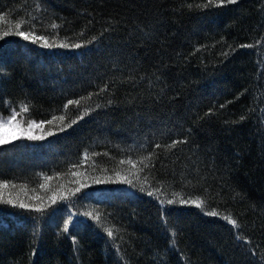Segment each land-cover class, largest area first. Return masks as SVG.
Listing matches in <instances>:
<instances>
[{
    "label": "trees",
    "instance_id": "1",
    "mask_svg": "<svg viewBox=\"0 0 264 264\" xmlns=\"http://www.w3.org/2000/svg\"><path fill=\"white\" fill-rule=\"evenodd\" d=\"M207 4L0 0V36L13 33L0 39V118L65 117L39 127L42 140L0 145L3 195L35 204L52 194L45 176L67 193L88 185L43 215L0 202V264H264V0ZM18 23L82 47L43 48ZM196 198L203 211L179 203Z\"/></svg>",
    "mask_w": 264,
    "mask_h": 264
},
{
    "label": "snow or ice",
    "instance_id": "2",
    "mask_svg": "<svg viewBox=\"0 0 264 264\" xmlns=\"http://www.w3.org/2000/svg\"><path fill=\"white\" fill-rule=\"evenodd\" d=\"M214 3V0H208V4L205 6H209L211 4ZM215 3L217 6H224L225 4H236L237 0H215ZM52 27L55 28L57 27V25L52 24ZM16 28L18 29L17 31H15V35L22 37L24 40L28 41L31 40V42L33 44L39 43L41 45V47L43 48H54V47H60V48H80L82 47L81 44L79 43H52L49 42V40L44 37V36H40V35H36L34 33H28L22 30H19L21 28V25L18 23L16 25ZM13 33H9V32H4L2 36H0V39H3L5 36L10 35ZM95 39V37H93V40ZM92 41H89L88 43H91ZM224 55H227L226 53ZM107 88V85H105V88H101L100 91L103 92L105 91V89ZM94 95L93 93H89L88 98H91V96ZM84 97H81L80 99H68L67 102L64 104V108L67 109L70 105H77L79 106L81 104V100H83ZM109 103H111V101H109ZM99 107V105L97 106ZM221 107H223V105H221ZM22 110L27 112L29 109L27 107V105H22ZM88 111H90V109H84L83 113L81 116L77 117V119H82L83 115H86L88 113ZM211 112V110H210ZM241 120H244L245 117L241 116L240 117ZM56 120H60V121H64L65 117L63 115L61 116H53L51 120L48 121H44L41 122L40 124H36L34 121L29 125L28 128L26 129H22V135H24L28 140H42L44 139V134H41L40 136H36L32 134V128L34 127H42L44 123H48V124H53L54 121ZM77 120H72L71 124L65 123L63 124V126H61L59 128L60 131H64L66 128L71 127L72 125L76 124ZM5 125H9V126H14L17 128H20V124L17 122V113L15 111H13L12 115L9 116V118L7 120H4L3 118H0V128L5 127ZM47 135H52L51 131H48L46 133ZM16 137H13V139H15ZM8 142V138L5 136H0V144H5ZM186 140H173L171 144L166 145V147L171 150L175 147H177L178 144H182V143H186ZM157 148L161 147L159 144L156 145ZM153 154L150 153L149 156L151 157ZM147 159V158H146ZM121 163H124L123 161H121ZM128 163H132L131 161H128ZM135 167V165H133ZM147 166V165H146ZM77 175H79L77 173ZM117 179H119L121 182L123 183H127L129 185H131L133 188L137 187V185L135 183H133V180L128 178V176L126 175H121L120 173H116ZM45 179V183H42L40 185L41 188L44 189H48V191H50L52 194L50 196H34L32 197V199H34L35 201H37V203L32 204V203H27L23 200H20L18 198H14L12 197L11 194H9V196L7 198L4 197L3 195V189H6L9 187V183L8 181H0V202L7 204V205H11L13 207H18L20 209H24L26 211H31V212H35V213H39L41 215H43V213L45 212V210L49 207V204H55L57 202L58 199L63 200L66 198L67 195H75V193L80 192V190L82 188H86L88 185L86 182H80V181H76V183L79 185V187L74 188L71 190L70 193L65 192L62 188L61 189H51L49 188L47 181L51 180V177H44ZM94 183H101L103 182L102 179L100 178H94L93 179ZM11 187L15 188V185H11ZM146 189L141 186L140 187V191L144 192ZM147 194L149 196L153 195L152 191H148ZM176 203L175 199H169L167 201L161 200L160 204L163 206L164 204L167 205H173ZM179 203L181 205H185V204H191L194 205L196 208L201 209L203 211V205H204V201L201 200L200 198H196V199H190V200H184V199H180ZM205 215L207 216H211V217H216L219 215L218 212H216L215 210L213 211H206L204 212ZM85 215L91 217L94 221L97 222V224H99V214L97 215H92V213H85ZM162 219H164L165 224L168 223L167 220V213H162ZM223 220H226L227 223L229 225H231L233 228L239 229L241 227V225L237 222L236 219L232 218L230 215H225L222 217ZM70 223H72V217L68 216L67 219L64 220V225H63V232L64 233H68L70 234V228L69 225ZM102 226V225H101ZM107 235L113 239H115L114 236V232L111 228L108 227H104L103 229ZM117 231H119V229H117ZM34 235H36V233H34ZM173 235H175V233H173ZM237 239H243V237L241 236H237ZM72 240L75 243L76 241V237L72 236Z\"/></svg>",
    "mask_w": 264,
    "mask_h": 264
},
{
    "label": "rangeland",
    "instance_id": "3",
    "mask_svg": "<svg viewBox=\"0 0 264 264\" xmlns=\"http://www.w3.org/2000/svg\"><path fill=\"white\" fill-rule=\"evenodd\" d=\"M28 127H29V125H26L24 127H22L20 125V128H17V127H14V126L5 125V127L0 128V136L7 137L8 138V142H11V141H13L15 139H19V138L25 137L24 135H22V129H26ZM39 133H40V128L39 127L32 128V134L33 135L39 136ZM13 137H16V138L13 139ZM0 145H2V144H0Z\"/></svg>",
    "mask_w": 264,
    "mask_h": 264
}]
</instances>
